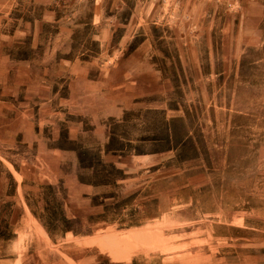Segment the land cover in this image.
Segmentation results:
<instances>
[{"label": "rangeland", "instance_id": "1", "mask_svg": "<svg viewBox=\"0 0 264 264\" xmlns=\"http://www.w3.org/2000/svg\"><path fill=\"white\" fill-rule=\"evenodd\" d=\"M0 264H264V0H0Z\"/></svg>", "mask_w": 264, "mask_h": 264}, {"label": "crops", "instance_id": "2", "mask_svg": "<svg viewBox=\"0 0 264 264\" xmlns=\"http://www.w3.org/2000/svg\"><path fill=\"white\" fill-rule=\"evenodd\" d=\"M98 63L99 62H97V64ZM98 72H99V70H98ZM95 93L97 95V103H99L100 102V76L96 78V90H95ZM131 160H132L133 163H135L140 168L138 170V175H136V173H132V172L127 171V170H125V172L127 173V175L129 177H135V179H139L140 181H144L142 183L144 185L145 194H147V191H148L149 195L151 196V194L153 192V190H152V187H153V182H152L153 172L151 170V167H147V165H148V163H151L149 161H151L152 158H145V159L131 158ZM113 161H115V160H113ZM150 165H152V163ZM148 168H150L149 172H147ZM136 176H138V177H136ZM134 181H136V180H134Z\"/></svg>", "mask_w": 264, "mask_h": 264}]
</instances>
